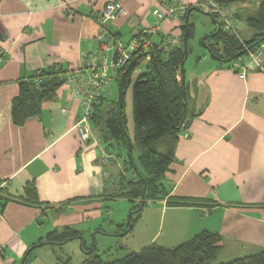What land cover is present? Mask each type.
I'll list each match as a JSON object with an SVG mask.
<instances>
[{
    "label": "crops",
    "instance_id": "0c3cea01",
    "mask_svg": "<svg viewBox=\"0 0 264 264\" xmlns=\"http://www.w3.org/2000/svg\"><path fill=\"white\" fill-rule=\"evenodd\" d=\"M176 1L0 0V264H19L29 248L55 229L70 227L83 235L74 224L100 218L103 208L114 218L109 199L123 189L126 151L104 146L94 128L92 140L82 142L75 129L81 103L68 74L56 98L18 126L12 104L20 84L43 71L82 68V53L98 49V20L106 3L120 2L125 8V14L110 23L112 32L129 42L158 25L155 9L166 11V3ZM182 1L190 9L187 20L163 21L160 37L181 39L184 23L203 37L218 30L219 19L207 11L208 0ZM232 6L224 11L231 14L236 9ZM259 48L256 58L246 56L231 64L212 59L205 50L194 58L190 73L185 64L178 72L187 122L166 176L170 194L153 202L162 207L158 215L173 231L171 243L162 247L175 248L208 231L223 237L221 253L239 258L264 250V43ZM114 54L108 52L110 58ZM244 70L245 79L240 77ZM117 93L110 91L103 109H109ZM106 154L107 163L102 160ZM29 186L36 189L38 202L27 201ZM173 199L197 204L174 206ZM42 208H48L40 219L50 225L45 233L38 222ZM101 230L96 237L106 234ZM158 235L145 247L156 243ZM245 251L249 253L240 255Z\"/></svg>",
    "mask_w": 264,
    "mask_h": 264
},
{
    "label": "trees",
    "instance_id": "16d2710c",
    "mask_svg": "<svg viewBox=\"0 0 264 264\" xmlns=\"http://www.w3.org/2000/svg\"><path fill=\"white\" fill-rule=\"evenodd\" d=\"M243 1L245 0H217L216 2L221 8L226 9L232 4ZM261 3L257 16L248 20L249 27L258 34L252 40H240L241 37L238 38L224 31L220 17L217 14H210L213 19H219V28L213 34L203 37L200 43L207 49L212 59L222 64H231L246 57L248 50L255 52L264 43V2ZM188 15L184 21L187 20ZM183 27L182 46L174 48L168 53L156 49L150 51L151 63L146 72L140 74L135 82L134 140L128 133L124 96L132 83L133 73L139 67L135 60L141 55V51L134 52L132 62L116 72L115 78L118 81L119 95L116 100L110 101L111 105L106 112V129L103 134L97 132L96 128L100 113L107 102L106 99L96 109L92 119L93 128L103 138V143H108L114 148L120 147L124 152L126 151L124 173L121 179L123 189L117 197L128 199L132 206L127 223L116 227L115 236L118 237H125L133 232L148 202H155L170 194L166 185V176L174 161L179 134L187 122L185 88L182 83L178 82L177 75L184 67L191 52L189 41L194 36L193 25L184 23ZM112 34L114 44L123 42L118 35L113 32ZM0 39H2L1 36ZM69 73L62 68L51 72L43 71L26 82H22L19 95L12 104L13 123L21 126L28 118L39 115L42 111V104L56 98L58 89L66 82V75ZM135 143L141 153L137 161L134 159ZM127 171L131 172V178ZM26 194L29 203L38 202L34 187H27ZM187 204H197V200L173 199L171 202V205L174 206ZM3 206L1 204L0 207ZM46 209L48 208H42L43 211L38 220L40 224L44 223V218L40 219L45 216ZM73 239H80L84 252L82 264H264V250L229 262L218 263L217 258L225 247L224 240L220 234L208 231L198 234L175 248H165L153 243L138 252L130 253L123 259L104 263L96 255V248H87L82 233L70 227L56 229L48 233L46 241L29 248L21 262L29 264L38 247L44 245L62 246ZM56 260L57 264H70L71 262L70 257L63 261L58 255H56Z\"/></svg>",
    "mask_w": 264,
    "mask_h": 264
},
{
    "label": "rangeland",
    "instance_id": "374dc122",
    "mask_svg": "<svg viewBox=\"0 0 264 264\" xmlns=\"http://www.w3.org/2000/svg\"><path fill=\"white\" fill-rule=\"evenodd\" d=\"M246 1V0H245ZM234 4L233 6L236 9H231V14H227L232 17H229L230 20L236 22L237 32L241 39L243 40H252L255 38V35H258L256 31L252 30L248 25V20L251 17L257 16L259 12V7L264 2V0H247ZM241 3H243L241 5ZM65 6L68 4L65 2ZM232 6V7H233ZM231 7V6H230ZM227 13V12H226ZM234 16V17H233ZM198 23L204 24L203 19H199ZM196 24V23H195ZM124 37L128 36L124 34ZM203 37V34L200 30H194V36L189 41V48L191 49L189 56L185 62V70L189 71L191 69V65L194 62V58L199 54L203 55L205 50L208 53L207 49H205L200 41ZM257 38V37H256ZM129 40V39H128ZM209 43V42H208ZM220 46V45H219ZM217 47V46H216ZM218 48V47H217ZM259 49V48H258ZM203 51V52H202ZM209 54V53H208ZM210 55V54H209ZM237 63V61L235 62ZM147 63L143 62L136 69V71L132 75V83L129 85L125 92L124 96V105H125V114L127 117V128L130 138L134 140L135 138V123H134V107H133V98H134V85L140 74H143L147 70ZM117 78H114L113 84L110 87L111 92L115 90L117 95L119 94V90L117 88ZM108 109H103L99 116V123L97 125V132L103 134V131L106 129L105 121H106V112ZM102 142V140H101ZM103 143V142H102ZM140 149L138 145L135 143L134 146V159L137 161L138 157L141 155L139 152ZM129 178H131V172L127 171ZM123 183V182H122ZM125 183V182H124ZM118 193H121L119 191ZM110 198V196H108ZM113 201H117L115 205H113ZM115 206V214L114 218L111 215H108L107 212H102L100 218H93L90 222L86 221L83 223H76L74 226L83 232L84 242L87 245V248H96V255L99 256L104 263H111L120 259H123L130 253L136 250H142L146 248L145 246L149 243V240L159 232V235L156 238V243L159 245H168L170 242V237L173 235V231L168 227V222H164L162 218L158 215L157 208H162L156 203L148 202L146 208L144 209L142 218L138 221L133 232L129 233L125 237L115 236L117 232L115 230V225L112 226L111 222L126 224L130 214V207L132 206L128 199L122 197H115V199H109V207ZM47 211V209H46ZM117 221V222H116ZM41 230L45 233L46 229L50 228L48 225V221H44V223L40 224ZM105 232V235H97L96 232L100 231ZM56 230V229H55ZM58 230V229H57ZM43 241H46V236ZM56 252V254H55ZM249 252L245 251L246 255ZM26 254V253H25ZM56 255H58L63 261L68 260L70 257V264H81L83 261L84 252L81 248L80 239H73L71 241L66 242L62 246H51L44 245L35 250V254L32 256V260L29 264H57ZM237 256H232L229 251H225L220 253L217 262H229L235 259ZM241 257V256H238ZM19 264H22L20 261Z\"/></svg>",
    "mask_w": 264,
    "mask_h": 264
},
{
    "label": "built area",
    "instance_id": "2783aa9c",
    "mask_svg": "<svg viewBox=\"0 0 264 264\" xmlns=\"http://www.w3.org/2000/svg\"><path fill=\"white\" fill-rule=\"evenodd\" d=\"M216 1H207V11L210 14H217L220 17L224 31L240 38L236 30V22L230 20L227 13ZM188 10V5L182 0H178L175 3L168 2L166 3V11H162L159 8L153 11L158 25L140 32L138 34L140 37L137 38L134 36L130 42L123 41L114 44L112 41L113 34L110 22L118 16L125 14L126 10L120 2L106 3L101 17L98 20L99 31L97 40L99 46L97 51L93 54L82 53L81 59L83 61V67L76 68L67 76V82L72 84L74 95L81 103V113L75 129L83 143L90 142L92 137H94L92 119L96 109L102 105L110 93V87L113 84L116 72L132 62L133 53H136L138 50L141 51V55L135 61L140 66L143 62L150 65L152 60L150 51L156 49L168 53L174 48L182 46V39L180 38L160 37V24L166 20L183 23L188 15ZM156 37L160 38V40L156 41ZM110 51L117 53V63L114 62V57L110 58L108 56V52ZM259 51L260 48L255 52L248 50L247 56L256 58L260 53ZM3 57L4 54L0 48V61ZM240 77L246 78L245 70L240 73ZM93 140L101 144L99 137ZM102 144L104 146L107 145L106 143ZM107 155L110 158V155L106 154L102 159L105 163L109 161ZM106 176H108V173H106Z\"/></svg>",
    "mask_w": 264,
    "mask_h": 264
},
{
    "label": "water",
    "instance_id": "95a60500",
    "mask_svg": "<svg viewBox=\"0 0 264 264\" xmlns=\"http://www.w3.org/2000/svg\"><path fill=\"white\" fill-rule=\"evenodd\" d=\"M114 62L117 63V53L114 54Z\"/></svg>",
    "mask_w": 264,
    "mask_h": 264
}]
</instances>
